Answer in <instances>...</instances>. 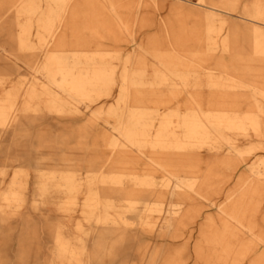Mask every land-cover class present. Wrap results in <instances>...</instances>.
I'll return each instance as SVG.
<instances>
[{
    "label": "rangeland",
    "instance_id": "374dc122",
    "mask_svg": "<svg viewBox=\"0 0 264 264\" xmlns=\"http://www.w3.org/2000/svg\"><path fill=\"white\" fill-rule=\"evenodd\" d=\"M13 1L0 0V106L15 105L0 122V264H264V54L251 29L221 16V30L214 21L207 33L203 14L189 11L197 0H163L177 14L147 1L89 0L52 19L61 44L48 50L35 17L2 14ZM47 50L90 77L86 96L52 95ZM33 84L41 94L24 95ZM193 102L250 109L261 135L154 144L160 120L175 122ZM134 120L145 125L129 129ZM122 127L149 138L131 144ZM15 173L19 195L6 202ZM89 190L96 208L83 207ZM223 226L251 238L253 253L216 258L210 234Z\"/></svg>",
    "mask_w": 264,
    "mask_h": 264
},
{
    "label": "bare ground",
    "instance_id": "6f19581e",
    "mask_svg": "<svg viewBox=\"0 0 264 264\" xmlns=\"http://www.w3.org/2000/svg\"><path fill=\"white\" fill-rule=\"evenodd\" d=\"M41 0H20L16 4V0L14 3H11L7 9H4L3 15L6 17L14 11L17 14H24L30 17H35L37 22L39 23V28L45 32V35L41 37L38 41V45L46 46L49 50V46H56L61 44V37L57 35V28L54 27L55 19H59L64 16V14L68 11L69 6L77 3L85 4V2L89 0H46V4L44 8L41 6ZM111 4L114 0H106ZM115 1H125L132 2L134 0H115ZM136 1V0H135ZM147 1L151 6L157 8L167 9L171 7V12L173 14H177L179 12L180 6H168L166 2L163 0H137ZM174 1H183V0H174ZM238 0H197V2L193 5L196 8H191L189 11H197L201 12L207 20L206 32H214V28L212 26V22L217 21L219 27L217 30H221V26L226 22L225 19H222L221 16H230L236 17L240 21V25L242 27L250 28L253 35V44L254 50L258 54H264V0H250L248 4L244 5L241 9V14L239 16H233L231 11H234L233 6L236 5ZM21 5V6H20ZM225 6H228L225 7ZM231 7V9H230ZM192 12V11H191ZM172 14V13H171ZM54 21H53V20ZM221 25V26H220ZM24 29V28H22ZM19 45H22V41H19ZM212 45V44H211ZM223 45L226 46L225 41ZM47 51L45 53V64L43 65V70L46 72V78L50 82L52 86H54L55 90H53L52 95H73V96H86L88 94L86 89V83L84 81H89L90 77L82 75H76L72 73V67L69 66L70 62L59 59L53 55V53L48 54ZM101 68L102 66L99 65ZM164 70H168L164 68ZM183 79H186L185 74H181ZM93 79V75H91ZM253 90V89H252ZM255 92V90H253ZM15 94H19V91L16 90ZM41 92L36 88L33 84L29 89L24 92V95L29 96H38ZM224 110L222 111H209L207 108L204 110L203 107L193 102L190 109L187 110V113L184 115L174 114V116L178 119L175 122L169 121L166 118H162L160 120L158 129L156 130V134L151 136L154 144H162L165 142H171L175 146L179 145H194L197 143L203 142H212L215 140H225L231 143L232 139L228 137L226 134L228 133H239L247 136L248 132L251 131L256 136H260V126H261V118L260 115L253 112L252 110L239 111V105L227 103L223 104ZM221 105V106H223ZM14 104H11L9 107H5L4 105L0 106V122L1 125H7L12 118V115H8L7 112L14 110ZM27 107V104L24 105ZM51 108L56 110L55 103L50 105ZM132 118V116H131ZM144 126L140 121H133L128 124L130 128H137V126ZM123 132L125 134L126 140L128 142L135 143L138 141L142 142L148 140L149 135L148 132L143 133H135L133 130H129L126 127H122ZM121 132V131H120ZM263 135V134H262ZM116 141H114V144ZM174 146V147H175ZM263 166V161H261L256 170H252V173L255 175H261V171L259 170L260 166ZM22 172V171H20ZM17 174L15 173L11 177L9 189L4 197L6 202L15 201L16 196L19 195L17 189ZM25 177H27V173L23 171L22 173ZM69 175H66L67 178ZM161 186L168 188L170 186V180L163 181ZM180 188V186H176ZM97 191L92 192L89 190V194L87 196L86 202L83 207L85 208H96L100 203L97 201ZM145 204V203H143ZM158 205L159 204H155ZM144 206H147L145 204ZM177 206H180L178 204ZM145 212H149V210H145ZM89 212H84L83 214H87ZM91 214L93 212H90ZM178 211H174L173 214L176 215ZM122 219V218H120ZM94 220L96 222H106L111 225H116L117 221L113 218H109L108 216L99 217L95 216ZM207 221H211L208 219ZM81 227V226H79ZM202 228V227H201ZM250 233V230H247L246 233ZM146 236V235H145ZM141 237V236H139ZM144 237V236H142ZM211 244L215 246L216 252L215 257L218 258L223 256L226 259H233L235 257L246 258L251 253H253V248H251L252 240L243 239L238 237L233 231L228 229L226 226H223L222 229L218 231H214L213 234H210Z\"/></svg>",
    "mask_w": 264,
    "mask_h": 264
}]
</instances>
